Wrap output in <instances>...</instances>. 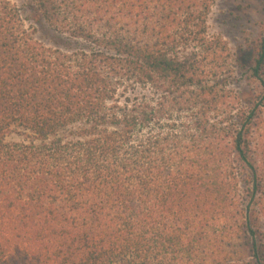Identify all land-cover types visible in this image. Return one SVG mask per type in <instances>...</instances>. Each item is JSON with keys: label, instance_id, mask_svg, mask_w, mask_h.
Segmentation results:
<instances>
[{"label": "trees", "instance_id": "obj_1", "mask_svg": "<svg viewBox=\"0 0 264 264\" xmlns=\"http://www.w3.org/2000/svg\"><path fill=\"white\" fill-rule=\"evenodd\" d=\"M28 1L58 42L0 0V264H264V22L239 58L219 0Z\"/></svg>", "mask_w": 264, "mask_h": 264}, {"label": "rangeland", "instance_id": "obj_2", "mask_svg": "<svg viewBox=\"0 0 264 264\" xmlns=\"http://www.w3.org/2000/svg\"><path fill=\"white\" fill-rule=\"evenodd\" d=\"M21 11L25 27L34 33L37 40L48 46L58 42L53 34L41 26L36 11L28 0H11ZM264 22V0H219L209 25L212 34H218L228 42L229 48L236 57H241L246 50V39H255ZM245 57V56H244ZM236 83L233 88L247 94L249 86L245 81L242 70L236 74ZM8 142H19L21 138L13 134L7 138Z\"/></svg>", "mask_w": 264, "mask_h": 264}]
</instances>
